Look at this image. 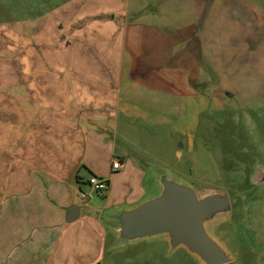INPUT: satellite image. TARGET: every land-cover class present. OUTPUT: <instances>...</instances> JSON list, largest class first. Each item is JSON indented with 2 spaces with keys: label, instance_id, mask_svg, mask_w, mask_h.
I'll return each mask as SVG.
<instances>
[{
  "label": "crops",
  "instance_id": "0c3cea01",
  "mask_svg": "<svg viewBox=\"0 0 264 264\" xmlns=\"http://www.w3.org/2000/svg\"><path fill=\"white\" fill-rule=\"evenodd\" d=\"M237 1L75 0L66 36L45 24L32 33L36 45L25 36L18 63L0 60L3 228L36 247V255L53 237L95 229L103 210L157 193L152 172L112 134L119 119L128 129L134 119L160 124L186 117L192 123L178 127L179 147L195 150L202 102L212 98L199 85L216 77L232 87L238 72L229 69L260 66ZM92 175L108 180L103 207L90 203L92 189L86 192ZM71 205L80 214L68 222Z\"/></svg>",
  "mask_w": 264,
  "mask_h": 264
},
{
  "label": "rangeland",
  "instance_id": "374dc122",
  "mask_svg": "<svg viewBox=\"0 0 264 264\" xmlns=\"http://www.w3.org/2000/svg\"><path fill=\"white\" fill-rule=\"evenodd\" d=\"M74 2L0 0V60L18 63L25 36L36 45L32 33L45 24L53 26L54 35L66 36V13ZM236 4L240 20L250 32L252 52L260 53V66L249 63L246 69L243 64L238 65L240 69H229V75L238 72L232 87L218 85L216 77L211 84L199 85L198 89L212 98L208 105L202 102L195 150L188 153L179 147L184 137L178 127L192 123L186 117L160 124L134 119L128 129L119 119L118 131L112 135L117 146H127L130 156L149 173L152 166H158L201 192L227 191L231 216L218 222L213 232L234 258L228 264H264V182L259 180L264 169V0H239ZM216 96L219 108L214 107ZM125 130L129 132L123 133ZM178 150H183L182 156ZM90 189L87 186L86 192ZM106 193L93 191L90 203L103 207ZM112 209L103 210L100 224L91 227L93 232L85 226L62 239L53 237L36 255V247L21 245L16 231L3 228L0 214V264H200L182 246L171 250L163 237L115 247L114 232L103 224Z\"/></svg>",
  "mask_w": 264,
  "mask_h": 264
},
{
  "label": "water",
  "instance_id": "95a60500",
  "mask_svg": "<svg viewBox=\"0 0 264 264\" xmlns=\"http://www.w3.org/2000/svg\"><path fill=\"white\" fill-rule=\"evenodd\" d=\"M151 168L158 192L148 193L133 205L117 206L103 218L115 234L114 246L158 236L169 241L171 250L186 248L200 264L231 263L233 256L213 232L218 222L231 216L228 192H201L158 166ZM259 180L264 182V169ZM79 214L80 207L71 205L66 220L71 222Z\"/></svg>",
  "mask_w": 264,
  "mask_h": 264
},
{
  "label": "built area",
  "instance_id": "2783aa9c",
  "mask_svg": "<svg viewBox=\"0 0 264 264\" xmlns=\"http://www.w3.org/2000/svg\"><path fill=\"white\" fill-rule=\"evenodd\" d=\"M121 167V161L119 158H117L114 162H113V169H119ZM88 183L92 189V191L94 192H104L107 191L109 188V183L108 180L100 178L98 176H94L92 175L89 179H88ZM81 196L82 197H87L88 195L85 192H81Z\"/></svg>",
  "mask_w": 264,
  "mask_h": 264
}]
</instances>
